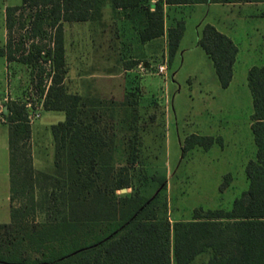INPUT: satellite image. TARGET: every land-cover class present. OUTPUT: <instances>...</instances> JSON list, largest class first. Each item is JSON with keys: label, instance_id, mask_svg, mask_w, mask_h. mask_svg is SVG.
<instances>
[{"label": "trees", "instance_id": "16d2710c", "mask_svg": "<svg viewBox=\"0 0 264 264\" xmlns=\"http://www.w3.org/2000/svg\"><path fill=\"white\" fill-rule=\"evenodd\" d=\"M102 1L21 0V6L5 9L10 37L14 17L21 9L34 14L33 38L42 32L43 24L53 31L47 52L32 43L27 52L16 57L19 50L13 49L9 37L0 47V57L29 66L38 60L50 63L52 74L42 106L45 112L63 113L64 120L50 128L55 168V174L50 175L34 169L26 106L13 102L4 106L10 222L0 224V264H264V65L253 66L247 73L253 108L250 129L256 147L254 160L245 167L248 189L228 211L196 208L191 221L170 224L160 215L157 198L145 199L133 187L137 133L128 140L125 159L116 165L114 104L68 93L65 87L68 70L63 23L94 20ZM108 2L114 10L140 16L142 44L166 35L167 59L172 65L185 22L175 20L165 29L166 6L264 0ZM197 45L211 62L220 87L227 89L237 46L209 24L202 27ZM222 144L221 137L192 134L182 143V156L195 148L208 151ZM158 181L164 183V179ZM129 189L131 193L120 192ZM37 213H42L43 222L35 221Z\"/></svg>", "mask_w": 264, "mask_h": 264}, {"label": "rangeland", "instance_id": "374dc122", "mask_svg": "<svg viewBox=\"0 0 264 264\" xmlns=\"http://www.w3.org/2000/svg\"><path fill=\"white\" fill-rule=\"evenodd\" d=\"M6 6L19 7L21 0H0V47L10 37L5 26ZM192 7L166 8V28L176 18L185 21L184 38L172 65L164 39L142 44L140 16L114 10L108 0L102 1L94 20L63 23L68 93L114 104L116 165L125 159L128 140L137 133L133 187L145 199L156 197L160 215L170 224L191 221L196 208L230 210L248 189L245 167L256 154L246 73L253 66L264 65V2ZM33 15L21 9L14 17L10 41L19 50L16 57L32 43L44 52L52 47L53 31L45 24L32 37ZM206 24L217 26L238 48L234 78L227 89L220 87L210 61L197 45ZM160 66L165 68L163 74L158 73ZM0 71V110L11 102L26 106L34 169L54 175L50 128L62 122L64 114L45 112L42 106L51 64L38 60L29 66L15 61L3 71L0 61ZM192 134L221 137L223 144L208 151L195 148L182 156V143ZM8 197V122L1 114L0 224L10 222ZM43 220L42 213H37L35 221Z\"/></svg>", "mask_w": 264, "mask_h": 264}, {"label": "crops", "instance_id": "0c3cea01", "mask_svg": "<svg viewBox=\"0 0 264 264\" xmlns=\"http://www.w3.org/2000/svg\"><path fill=\"white\" fill-rule=\"evenodd\" d=\"M210 5V4H209ZM209 5H207V4H198V5H186V6H179V7H188V6H193L192 8L193 9H195V8H197V7H204V6H209ZM212 5V4H211ZM7 7H10V6H6L5 7V9L7 8ZM169 7H172V6H169ZM168 7V8H169ZM166 8H167V6L164 8V11H166ZM190 11H191V9H190ZM5 12V11H4ZM180 19H182V20H184V17L183 18H176V20H180ZM185 22V21H184ZM215 28L219 31V29H218V27L217 26H215ZM165 29H167L166 28V25H165ZM202 29V28H201ZM199 32V31H198ZM219 32H221L222 33V31H219ZM184 34H185V31H184ZM224 35H226L227 37H229V35H227V34H225V33H223ZM163 39H164V41H165V44H166V35H164L163 37H162ZM183 38H184V35H183V37H182V39H181V41L183 40ZM198 38H199V36H198ZM231 38V37H230ZM158 40V39H157ZM154 41H156V40H153V41H151V43L152 42H154ZM148 43H150V42H148ZM181 44V43H180ZM179 52V51H178ZM177 55H178V53H177ZM237 56H238V54H237ZM207 57V56H206ZM208 59V58H207ZM209 60V59H208ZM236 60H237V57H236ZM0 61H2L3 62V71H7L8 69H10V67L12 66V64L14 63V62H7V60H6V58L5 57H0ZM237 61H235V63H236ZM211 63V62H210ZM212 65V64H211ZM250 69V68H249ZM248 69V70H249ZM248 70H247V73H248ZM2 71V70H1ZM0 71V72H1ZM214 71V70H213ZM234 71H235V64H234V66H233V78H234ZM246 73V74H247ZM233 78H232V80H233ZM232 82V81H231ZM231 84V83H230ZM230 86V85H229ZM9 194H10V191H9ZM8 201H9V197H8Z\"/></svg>", "mask_w": 264, "mask_h": 264}, {"label": "built area", "instance_id": "2783aa9c", "mask_svg": "<svg viewBox=\"0 0 264 264\" xmlns=\"http://www.w3.org/2000/svg\"><path fill=\"white\" fill-rule=\"evenodd\" d=\"M141 70L144 71V72H147V69H146V68H142V67H141ZM164 71H165V68H164L163 66H160L159 69H158V73H159V74H163ZM2 112H3V111L0 110V115L2 114ZM29 119H30V118H29Z\"/></svg>", "mask_w": 264, "mask_h": 264}, {"label": "water", "instance_id": "95a60500", "mask_svg": "<svg viewBox=\"0 0 264 264\" xmlns=\"http://www.w3.org/2000/svg\"><path fill=\"white\" fill-rule=\"evenodd\" d=\"M120 192H121V193H126V190H121Z\"/></svg>", "mask_w": 264, "mask_h": 264}]
</instances>
